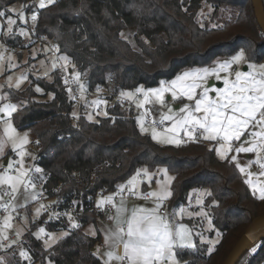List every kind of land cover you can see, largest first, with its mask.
I'll use <instances>...</instances> for the list:
<instances>
[{
    "label": "trees",
    "instance_id": "trees-1",
    "mask_svg": "<svg viewBox=\"0 0 264 264\" xmlns=\"http://www.w3.org/2000/svg\"><path fill=\"white\" fill-rule=\"evenodd\" d=\"M28 1L0 0V11H6L2 21L8 15L15 16L7 12L8 8L15 4L22 8ZM205 2L213 6V11L208 20L200 17L201 28L196 17L201 10L208 11ZM33 11L38 20L28 33L30 44L43 50L45 41L54 40L58 53L67 55L81 74L80 82L88 92L111 88L120 94L140 86L155 87L183 70L206 67L241 48L251 62L264 59V35L251 0H183V6L181 0H55L44 9H37L35 3L24 7L26 14ZM18 25L26 27L17 19L13 33L3 41L16 47V55L21 58V50L30 44L17 34ZM127 31L131 34L125 37ZM39 37L43 40L37 43ZM36 87L42 91L36 92ZM4 94L18 105L12 117L14 126L30 130L34 136V165L44 170L45 177L38 186L45 200L53 201L52 208L42 211L39 222L22 235L21 246L32 259L20 261L12 255L15 264L42 263L47 258L54 264H102L94 255L100 245L99 233L89 236L83 232L103 213L90 199L118 190L142 168L155 171L164 167L175 177L167 209L188 204L187 199L196 191L213 193L204 197L203 207L213 220L208 240L220 233V242L209 254V245L201 243L198 235L206 232V221L184 218L183 223L192 229L195 247L178 250L181 264H222L245 230L264 217V201L253 196L234 164L208 151L212 146L208 141L181 147L156 144L141 134L133 108L123 112L109 107L107 116L89 121L88 109L70 105L57 70L48 77L30 74L25 89L5 88ZM73 195L86 205L83 214H73L79 225L75 229L64 217L49 219L54 213L66 212ZM213 200L218 207H210ZM37 225L47 233L69 234L45 249L33 235ZM253 248L237 264H264V240Z\"/></svg>",
    "mask_w": 264,
    "mask_h": 264
},
{
    "label": "snow or ice",
    "instance_id": "snow-or-ice-1",
    "mask_svg": "<svg viewBox=\"0 0 264 264\" xmlns=\"http://www.w3.org/2000/svg\"><path fill=\"white\" fill-rule=\"evenodd\" d=\"M55 3V0H39V9H44ZM183 6V0H181ZM24 7L17 12L15 8H8L7 12L16 13L21 22H26ZM204 7L208 9L205 13L203 10L197 13V23L201 28L204 27L200 21V17L205 18L213 11V6L205 2ZM187 11L186 8L183 9ZM6 17V11H0V18ZM33 27L38 20V14L33 11L31 14ZM17 23L12 16H7V33H13V26ZM213 27H219L213 25ZM22 35H28L23 29L20 30ZM123 36V33H121ZM3 47V45H0ZM45 52L53 53L52 70L58 66L67 72L72 61L67 55L56 56L59 52L58 47L53 46L51 49H45ZM7 59L9 67L12 56L4 57L0 54V61ZM35 59V54H33ZM250 57L246 55L245 49L241 48L235 54L230 55L223 60L214 62V66L203 67L196 70L184 71L175 76L171 81H161L157 88L144 89L138 87L134 92H121V99H126L135 104L138 109H143L141 117H138L137 124L141 134L149 133L151 139L164 146L181 147L189 142L199 143L201 141L215 142L208 148L209 152L215 151L216 156L221 161H227L234 164L241 175L247 178L243 183L247 185L253 196L259 201H264V183L260 181V177H264V63L250 62ZM58 62H62L59 64ZM27 63V61H25ZM43 64V61H41ZM246 65L247 71L238 70L239 66ZM234 66L237 70L233 71ZM4 71L3 64L0 63V73ZM223 74V75H222ZM48 76V71L44 72ZM79 72L71 73V82L79 84L81 93L85 91V87L80 83ZM215 78L221 82L223 87H216L209 84L210 78ZM27 79L25 75L17 77L13 83V78L9 76L6 82L10 87L19 88ZM67 86L70 81L64 78ZM71 94L72 89H67ZM36 92L42 89L36 87ZM214 93V95H211ZM170 95L171 102L166 101L165 96ZM142 99H137V96ZM7 96H0V100H6ZM70 98L75 99L70 95ZM83 99V96H81ZM186 100L189 103L183 104L178 109H174L172 104L179 100ZM106 100H95L92 105L99 108L101 104L107 105ZM147 105H159V119H153L150 126H146L144 117L152 113L146 107ZM89 105H85L88 107ZM166 109V111L164 110ZM17 112V105L7 103L0 107V113L5 119L0 122L3 125V133L0 135V156L5 152L6 146L11 147V151L16 154L18 159L9 160L3 171L0 172V208L6 213L2 224H0V249H10L14 245L20 247L19 240L21 232L16 230V239L10 240L9 230L13 228L12 221L14 217L12 213L17 211V206L26 207L27 203L37 201L38 197H43V191H36L38 181H44L42 175L43 169L38 166H26L25 157L30 155L26 151V145L30 143L28 135L21 134L13 124V114ZM97 115L108 113L97 112ZM73 117L78 119L76 113ZM92 121L91 114L87 116ZM247 133V138L241 142V138ZM236 142H240L236 146ZM39 143V141H37ZM235 153L230 156V153ZM240 154H254V159L247 160L245 166H241L238 161ZM35 160V157H33ZM256 165L259 168L258 173H252L249 169ZM41 174L39 176L33 175ZM169 169L161 167L155 173H149L147 168L137 170V172L128 179L126 184L120 185L118 192L124 194L121 196V203L117 205L113 201L112 196L101 198L97 201V208L103 209L104 205H111L115 210L114 215H109L108 219L113 221L114 227L108 230L104 235V244L107 251L100 256V249L97 248L94 255L101 260L102 264H180L178 250L191 249L195 245L193 243L192 229L184 224L174 222L175 217L181 215L198 216L202 220L207 221V230L213 229V220L209 217V213L203 208L199 212H188L186 208H180L178 212L166 213L164 211V203L169 200L173 192L171 184L175 177L170 176ZM162 174L163 181L157 179L156 191L142 192L139 188L143 175L148 182H151L154 176ZM253 175L257 176V181H253ZM23 196L24 204H19V199ZM211 191L205 190L199 192L196 196V204L203 205L205 196H212ZM126 196H131L145 201L152 200L153 207H135L130 212L125 207ZM7 198V199H5ZM218 202L213 200L210 207H218ZM50 206L40 203L35 209V217L38 218L42 211H47ZM68 215L69 223L73 229L79 225L74 222L71 214ZM59 217L58 213L50 215ZM91 231V230H90ZM68 232H62L61 237L67 236ZM93 236L95 231H91ZM201 243L208 244L207 252L211 254L218 244L220 233H217L216 240H208L202 234H198ZM37 239L46 236L44 240L45 248H50L57 242L54 234L47 233L43 227L35 233ZM7 242V243H5ZM256 251L255 248L252 249ZM19 255L22 260H31L28 252L20 250ZM0 264H6L5 260L0 258ZM51 264V262H49Z\"/></svg>",
    "mask_w": 264,
    "mask_h": 264
},
{
    "label": "rangeland",
    "instance_id": "rangeland-1",
    "mask_svg": "<svg viewBox=\"0 0 264 264\" xmlns=\"http://www.w3.org/2000/svg\"><path fill=\"white\" fill-rule=\"evenodd\" d=\"M38 2L39 1L35 0V4L36 5H38ZM10 8H15L17 10V12H19L21 10V7L19 5H17V4L12 5ZM37 9H39V8H37ZM207 12L205 11V13H207ZM13 14L15 16L12 17V18L13 19H16V20L17 19L19 20L18 15L16 13H13ZM24 14H25V17H26V13L25 12H24ZM31 14H32V12L27 15L28 16L29 23H28V25H26V27L25 26L24 27H21V25H18L17 28H16L17 34H19L20 36H22L23 39H24L23 41L26 42V43H28V44H30L28 35H22L20 33V30L23 29L25 32L29 33V31H31V29L34 28L33 27V22L31 21V18H30L31 17ZM201 17H203L204 19H206L204 16H201ZM206 20H208V19H206ZM20 23L23 24V25L25 24V22H21V21H20ZM7 27H8V25H7V19L5 20V22H3L2 19L0 18V43H1V41H3V38L8 35V34H6L7 33ZM130 34H131V32L127 31V32H125L124 36L125 37H128ZM44 50L45 49L41 50L39 48V46H37L36 44H30L28 46V48H26L25 50L24 49L21 50V58H19L16 54H8V56H12V58H13L12 61H11V64L15 65L14 67H9V61L7 59H4L3 61H0V63H2L3 64V67H4V71L2 73H0V96H6V94H4V89L5 88H12V89H15V90L25 89L29 85V75L30 74L32 76L48 77L49 74L52 71H54L51 68L52 59L48 58V56L46 55V52ZM41 53L42 54H45V56H41ZM0 54H1V51H0ZM33 54H35V59H33ZM220 60H223V59H220ZM25 61H27V63H25ZM41 61H43V64H41ZM255 63H264V59L261 60L260 62H255ZM211 66H214V62L212 64L206 66V67H211ZM69 69L71 70V73L76 72L71 65L68 67V70ZM190 70H196V69L183 70V71L179 72L178 74H180V73H182L184 71H190ZM234 70H237L236 69V66H234L233 71ZM238 70L247 71V67H246V65H241V66H239V69ZM45 71H48V76H45L44 75V72ZM71 73H69V76L70 77H71ZM22 74L25 75L27 77V79L21 84V86L18 89L15 88L14 86L10 87L9 84L6 82L7 78L9 76H11L13 78V83H14L15 79L17 77L21 76ZM171 80H169V81H171ZM165 82H167V81H165ZM211 82H214V85L213 86L223 87L222 83L216 81L214 77L209 79V84L210 85H211ZM159 86H160V83L157 86L150 87V88H157ZM140 87H142V86H140ZM144 89H149V88H144ZM134 91L135 90L125 91V92H134ZM211 95H214V93H211ZM137 99H142V97H140L138 95L137 96ZM165 99H166V101L171 102L170 95H167L166 94ZM7 103L16 104V103H13V102L9 101L8 99H6V100H0V107H2L4 104H7ZM130 103H132V102H130ZM185 103H189V102L182 99V100H179V101L173 103L172 104V107L174 109H178L179 107H181ZM132 105H133V109H134V111L136 113V124H137L138 117H141V115L138 113V111H140L141 109H138L135 106L134 103H132ZM147 106H150V107H152L155 110V116L157 117V119H159L160 111H161L159 105H147ZM17 109H18V105H17ZM164 110L166 111V109H164ZM104 111H106V110L101 111V113L104 112ZM73 112L76 113V111H73ZM97 112L98 111L89 110V112L86 114V118H87V116L89 114H91L92 117H93L92 121H96L97 118H99V117H104L103 114L97 115L96 114ZM4 119H5V117L3 116L2 113H0V122H2ZM146 126H149V125L146 124ZM137 127L139 129L138 124H137ZM18 131L21 134H25L26 133L28 135V138H29V141H30V143L28 145H26V151L30 155H28V156L25 157V164H26V166H35L34 165V160H33V157H34V147L32 146V141L34 140V136H33L32 132L30 130H18ZM150 132H151V129L149 128V133H147L145 135H147V136H149L151 138ZM2 133H3V125H2V123H0V135H2ZM246 138H247L246 136L242 137L241 138V142L244 139H246ZM210 143L213 145L215 142H210ZM239 143L240 142H236V146H239ZM156 144H158V143H156ZM234 154H235L234 152L233 153H230V156L231 155H234ZM15 159H18V157L16 156V154L11 151V147L10 146H6L4 154L2 156H0V166H6V165H4V163H5L6 160L9 161V160H15ZM249 159H254V154H240L239 157H238V161L241 164V166H245L247 160H249ZM142 169H144V168H142ZM138 170H140V169H138ZM2 171H3V167H0V172H2ZM249 171L255 174V173H258L259 172V168H258V166L253 165L249 169ZM136 172H137V170L129 178H131ZM155 172H157V170H155V171H149V173H155ZM168 174L171 176L170 173H168ZM242 176L244 177V179L247 178L246 175H242ZM252 178H253V181L254 182L257 181V176L256 175H253ZM139 179L141 180V183L139 185L140 190L143 189L144 192H149V191H156V190H158L157 189L156 180L159 179V180L163 181L164 177H163L162 174L157 175V176H154L151 182H148L143 175H141V177ZM259 179H260V181L262 183H264V177H260ZM36 191H41V189H40L39 186H37ZM199 192H203V190L196 191V192L192 193L190 195V197L187 199V203H189L190 201L193 202L192 209L187 208L186 207V204H185V205H182V206H180V207H178L176 209L168 208L167 212L168 213L178 212L179 209L182 208V207L183 208H186L188 210V212H193V213L199 212L201 210V208H203V210H204L203 205L201 206V205H197L196 204V196H197V194ZM151 202L153 203L152 200H151ZM24 203H25V201L23 199V196L21 195V197L19 199V204H24ZM40 203H43L45 205H50V204L53 203V201L52 200H44V201L29 202V203H27L26 207H19V206H17V211L14 212V213H12L14 219L16 217L20 216V220L19 221H15V220L12 221L13 228L11 230H9V233L8 234H9L10 240H15L16 239V230L17 229L20 230V232H21V236H20V240H19L20 247H17L16 245H14L10 249H6V250L5 249H0V258L4 259L5 262H6V264H15V261H14V258L12 257V255H15L16 258L18 260H20V261H29V260H22L21 257H20V255H19L20 250L21 249L23 250V248L21 246V239H22V235L30 227L31 224H34V223L37 224L39 222L40 216L38 218H34V217H35V209L39 206ZM27 206H29L28 209H26ZM4 217H5V215L2 216L0 214V224H2ZM190 217H198V216L181 215V216L175 217L174 221H178L179 223H177V224H184L183 223V219L184 218H190ZM41 227L42 226L37 225V227L33 230V235L34 236H35V233H37L39 231V228H41ZM90 230L91 231H95V228H94V226L92 224H88V225H86L83 228V232L86 233V234H88V233L91 234V231ZM203 230H205L206 232H204V234H202V235L205 236L208 239V236L209 235H208L207 232H209V230H207V221L205 222V226H204ZM61 233L62 232H60V233H50V234H54L56 237H61ZM45 239H47L46 236H42L41 239H39L41 241V243H42V245H43L44 248H45V245H44V240ZM216 239H217V235L214 236L213 238H209V240H216ZM57 240H59V239H57ZM5 243H7V242H5ZM47 249H49V248H47ZM49 262H51V264H54L49 258H47L42 263H36V264H49Z\"/></svg>",
    "mask_w": 264,
    "mask_h": 264
},
{
    "label": "built area",
    "instance_id": "built-area-1",
    "mask_svg": "<svg viewBox=\"0 0 264 264\" xmlns=\"http://www.w3.org/2000/svg\"><path fill=\"white\" fill-rule=\"evenodd\" d=\"M37 1H39V0H37ZM34 3H35V0H30L26 3V5L32 6V5H34ZM27 15L28 14H26V22H25L26 25H28V23H29ZM42 40H43L42 37H39L36 39V42L39 43ZM0 45H3V47H0V51H1V54H3L5 58L8 56V54H16V52L18 50L16 47L11 46L4 41H1ZM44 45H45V48L51 49L53 46H55V43H54V40H49V41H45ZM55 55L60 56V54L58 52L55 53ZM47 56H48V58L53 59V53L51 51L47 52ZM58 63L62 64V62H58ZM55 70H57L60 73L63 85L66 88V90L68 88L72 89L71 94L69 93L68 90H67V93H68V100H69L70 105L72 106L73 109H78L81 106L85 107L86 104L89 105L88 107H85L86 109L93 110V111H99V112L106 110L109 107H118L123 112H129L133 108L132 103H130L126 99H121L120 94L115 93L114 91H112L111 88H100V89L95 90L93 92L84 91L83 93H81L80 88H79V84L71 82L72 78L69 76V73H71L70 69L67 70V72H65V71H63V69L61 67L58 66ZM65 77H67L70 81V83L67 86L64 83ZM70 95L74 96L75 99L70 98ZM81 96H83V99H81ZM98 99L106 100L108 102L107 105L101 104L99 108L94 107L92 105V102L95 100H98ZM146 107L152 113L151 115L144 117L146 124H148L150 126L152 120L157 119V117L155 116V110L152 107H150V106H146ZM143 111H144L143 109L140 110L141 115H142ZM245 136L247 137V133L245 134ZM36 148H37V145L34 146V149H36ZM33 175L39 176V174H35V173H33ZM122 195H124V194H120L118 192V190H115L111 194H98L97 196L92 197L90 199V202L93 204L94 208L97 211L110 212L112 210L111 205L105 204L104 208L102 210L97 208L96 205H97L98 198L101 199V198H106L108 196H112L113 199L118 200V199H121ZM130 198H132V197L126 196V199H130ZM5 199H7V198H5ZM44 200H45V194L43 195V197L37 198V201H44ZM50 205H48V206H50ZM62 205H63V202H62ZM167 205H168V200L165 201V203H164V211L165 212H167ZM192 205H193V202L190 201L188 204H186V207L191 208ZM51 208L52 207L50 206L48 208V210H50ZM85 210H86V205H85L84 201L81 198H77V195H73L72 199L67 204L66 212L60 213L59 217H64V218L68 219L67 214H71V216L73 217V220H74L75 215H81L85 212ZM0 214L2 216L6 215L3 208H0ZM73 214H75V215H73ZM14 220L19 221L20 216L16 217Z\"/></svg>",
    "mask_w": 264,
    "mask_h": 264
},
{
    "label": "water",
    "instance_id": "water-1",
    "mask_svg": "<svg viewBox=\"0 0 264 264\" xmlns=\"http://www.w3.org/2000/svg\"><path fill=\"white\" fill-rule=\"evenodd\" d=\"M257 24L264 35V5L263 0H251ZM7 164V160L4 165ZM264 240V217L248 227L233 248L228 253L222 264H237L241 258L253 247Z\"/></svg>",
    "mask_w": 264,
    "mask_h": 264
},
{
    "label": "crops",
    "instance_id": "crops-1",
    "mask_svg": "<svg viewBox=\"0 0 264 264\" xmlns=\"http://www.w3.org/2000/svg\"><path fill=\"white\" fill-rule=\"evenodd\" d=\"M211 85H214V82H211ZM138 113L141 115L140 111H138ZM141 191L144 192L143 189H141ZM98 200H99V198H98ZM113 201L117 205H119L121 203V199H118V200L113 199ZM153 206L154 205L151 202V200L145 201L143 199H137V198H134V197H132L130 199H126L125 198V207L127 208V210L129 212L135 207L151 208ZM192 207H193V205H192ZM192 207L190 209H192ZM166 213H168V212H166ZM114 214H115V210L114 209H112L110 212H103L101 217L94 224H92L94 226V228H95V233L96 234L99 233V235H100V245L96 247V249L97 248L100 249V253H99L100 256H103V253L108 250L107 247L104 244V235H105V233L108 230H110V229H112L114 227L113 221L108 219L109 215H114ZM190 218H194L195 219V218H201V217H190ZM174 222L175 223H179L178 221H174ZM185 226H187V225L185 224ZM87 235L93 236V235H91L89 233Z\"/></svg>",
    "mask_w": 264,
    "mask_h": 264
}]
</instances>
